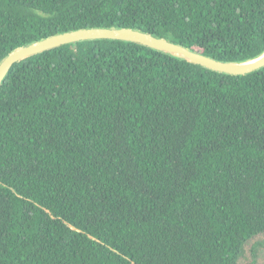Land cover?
<instances>
[{
  "label": "trees",
  "instance_id": "trees-1",
  "mask_svg": "<svg viewBox=\"0 0 264 264\" xmlns=\"http://www.w3.org/2000/svg\"><path fill=\"white\" fill-rule=\"evenodd\" d=\"M131 27L225 61L264 52V0H0V62ZM264 233V67L206 68L92 39L0 86V264H237Z\"/></svg>",
  "mask_w": 264,
  "mask_h": 264
},
{
  "label": "water",
  "instance_id": "water-1",
  "mask_svg": "<svg viewBox=\"0 0 264 264\" xmlns=\"http://www.w3.org/2000/svg\"><path fill=\"white\" fill-rule=\"evenodd\" d=\"M92 39H115L137 42L206 68L235 75L247 74L264 67V52L255 57L254 59L256 60L251 59L241 62L225 61L137 28L84 27L56 33L12 50L0 62V86L16 62L51 48Z\"/></svg>",
  "mask_w": 264,
  "mask_h": 264
},
{
  "label": "rangeland",
  "instance_id": "rangeland-1",
  "mask_svg": "<svg viewBox=\"0 0 264 264\" xmlns=\"http://www.w3.org/2000/svg\"><path fill=\"white\" fill-rule=\"evenodd\" d=\"M237 264H264V233L243 245Z\"/></svg>",
  "mask_w": 264,
  "mask_h": 264
},
{
  "label": "bare ground",
  "instance_id": "bare-ground-1",
  "mask_svg": "<svg viewBox=\"0 0 264 264\" xmlns=\"http://www.w3.org/2000/svg\"><path fill=\"white\" fill-rule=\"evenodd\" d=\"M254 60H256V59H254Z\"/></svg>",
  "mask_w": 264,
  "mask_h": 264
}]
</instances>
